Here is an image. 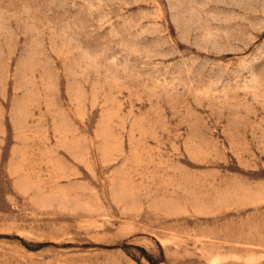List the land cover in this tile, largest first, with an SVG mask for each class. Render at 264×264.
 <instances>
[{"label": "rangeland", "instance_id": "obj_1", "mask_svg": "<svg viewBox=\"0 0 264 264\" xmlns=\"http://www.w3.org/2000/svg\"><path fill=\"white\" fill-rule=\"evenodd\" d=\"M0 264H264V0H0Z\"/></svg>", "mask_w": 264, "mask_h": 264}]
</instances>
